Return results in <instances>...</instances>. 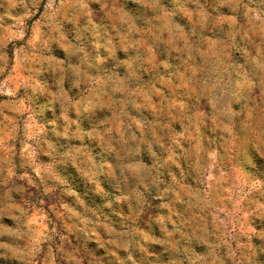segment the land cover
<instances>
[{
    "label": "clouds",
    "instance_id": "1",
    "mask_svg": "<svg viewBox=\"0 0 264 264\" xmlns=\"http://www.w3.org/2000/svg\"><path fill=\"white\" fill-rule=\"evenodd\" d=\"M92 2L0 0V30L41 5L44 29L18 49L23 93L0 105V221L11 225L0 223V264H264V232L246 218L264 217V0H215L231 19L194 15L187 32L185 0H98L96 12ZM129 2L138 7L125 11ZM66 26L74 40L53 92L42 77ZM36 120L46 127L25 131L18 153ZM44 157L34 182L67 223L38 235L17 169ZM153 199L169 209L165 223L148 212ZM218 208L226 223H213Z\"/></svg>",
    "mask_w": 264,
    "mask_h": 264
},
{
    "label": "rangeland",
    "instance_id": "2",
    "mask_svg": "<svg viewBox=\"0 0 264 264\" xmlns=\"http://www.w3.org/2000/svg\"><path fill=\"white\" fill-rule=\"evenodd\" d=\"M46 2V0H45ZM117 3L120 0H116ZM197 4L199 5V9H197ZM165 6L168 7L167 0H165ZM89 7L92 9L93 12H96L100 9V3L98 0H93L92 3L89 4ZM138 6L135 3L129 2L126 6H124L125 11L135 10ZM43 11V5L37 11V14L32 17H28L26 19H22L20 21L19 27L12 28L9 32L5 33L3 30H0V44H3L4 41L7 39L9 40V45L12 46V43L17 45V49H12V54L8 52V62L7 65L4 67H0V105L8 99H10L13 95H21L23 93V89L19 87V85L27 79V74L21 69L19 66V55L20 52L18 51L24 45L28 47H33L38 45L43 38L44 29L37 25L36 21L39 18V13ZM217 11L222 13V18L224 19H231L228 16L227 9H220L216 10L215 7V0H185V9L183 15V20L180 22V27L184 28V31H189V27L191 26V19L193 16H200L207 20L208 16H215ZM186 13V14H185ZM174 19H177L174 17ZM189 25V27H184V25ZM227 28V25H224ZM70 33V29L68 26L64 27L60 36V42L55 43L54 45L50 46L49 52L51 53V66L45 69L42 83L50 87V90L55 92V83H56V72H57V64L62 68L64 63L67 61V50H69L70 45L74 40V36ZM209 48H213L215 46V41L209 38ZM118 56L121 59H125L123 53H118ZM159 59V57H157ZM159 90V89H158ZM5 115L11 117V113L5 111ZM58 115V111L54 110L51 113H48L47 119L51 120ZM0 129H3L4 124H7L8 121L5 120L4 116H0ZM41 126L46 127L43 120H36L35 126L28 125L27 129L21 131L18 134L17 142L15 143V150L18 153H24L29 149V144H20L21 139H25V131L27 133H31L37 131ZM11 144V141H9ZM4 151V143H3V132L0 131V153ZM44 165L48 166V158H40L37 163V168L31 171H24L21 169H17V174L22 177L18 183L25 186L27 193L30 194V203L34 205L30 212L29 218L32 221L33 227L37 230V234H42L43 232L50 231L53 226L57 225V220L61 222L67 223L64 220L63 216L60 214L63 209L60 204L57 203L56 199L54 198L55 194H53V198H49L48 196L43 195V189L38 185V183L34 182L39 181V168ZM60 179H63V176H60L59 173H56ZM69 182L71 184H75L78 191L77 195H80L83 199V191L85 186L82 184L81 180L77 178L76 175H71L69 177ZM191 187V185H189ZM14 198L19 201L20 197L15 196ZM86 202V201H85ZM264 203V201H261ZM161 201L159 199H153L149 203L148 212L151 214H156L160 218L161 223H165V218L169 216V209L158 207ZM259 207V205H257ZM54 209H59V211H54ZM95 210V209H94ZM227 209L226 208H218L216 212L212 215L213 223L215 224L217 220L221 223H226L224 218V213ZM180 209L177 208L176 212L179 213ZM174 219V217H170ZM249 221V229L251 231L256 232H264V217L261 216H251L247 217ZM50 222V223H49ZM0 223L5 224L6 226L10 227L11 225L7 223V218ZM243 229H241L242 231ZM2 231V229H0ZM154 238H159L161 233L159 229H157L154 233L151 234ZM69 239H72L69 236ZM157 248L160 246L157 245Z\"/></svg>",
    "mask_w": 264,
    "mask_h": 264
},
{
    "label": "trees",
    "instance_id": "3",
    "mask_svg": "<svg viewBox=\"0 0 264 264\" xmlns=\"http://www.w3.org/2000/svg\"><path fill=\"white\" fill-rule=\"evenodd\" d=\"M9 52H10V54H12V46L11 45H9Z\"/></svg>",
    "mask_w": 264,
    "mask_h": 264
}]
</instances>
